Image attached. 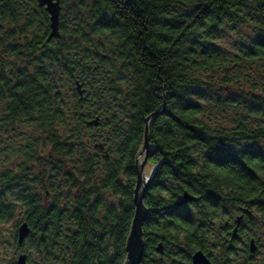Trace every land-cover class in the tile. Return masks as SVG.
Instances as JSON below:
<instances>
[{
    "label": "trees",
    "instance_id": "16d2710c",
    "mask_svg": "<svg viewBox=\"0 0 264 264\" xmlns=\"http://www.w3.org/2000/svg\"><path fill=\"white\" fill-rule=\"evenodd\" d=\"M13 1L0 2V110L15 114L0 129L2 223L25 209L31 232L21 246L16 222L4 247L2 226V264L17 250L27 264H126L147 126L160 163L147 206L193 178L263 197L264 0H75L84 27L41 52L43 31ZM248 24L255 37L231 59L216 40ZM233 151L245 154L237 169L209 155Z\"/></svg>",
    "mask_w": 264,
    "mask_h": 264
},
{
    "label": "flooded vegetation",
    "instance_id": "af4514ba",
    "mask_svg": "<svg viewBox=\"0 0 264 264\" xmlns=\"http://www.w3.org/2000/svg\"><path fill=\"white\" fill-rule=\"evenodd\" d=\"M2 1L0 0V2ZM51 1L59 4L61 38L67 29L68 9L72 7L75 0ZM13 2L23 6L35 21L36 24L31 26L33 31L36 29L43 31L45 39L31 42L39 47L40 52L47 45L60 40L59 38L48 39L52 32V24L47 5H41L39 0H15ZM103 56L105 57V55ZM85 91L83 90L82 97H84ZM14 122L15 114H9L4 107H1L0 129L3 128L4 131H7L6 126ZM94 135L101 136L99 132H95ZM3 141V138L0 139V142L3 143ZM209 155L216 156V159L219 158V160L221 157H225L223 167L225 171L227 167L237 169L242 164L245 154L233 151L214 152ZM146 157L145 154L137 157L136 166L141 165ZM151 161L149 155L145 164V177L148 184L143 197V205L148 210V214L142 227L145 251L141 264H194V258L198 253H202V260L205 264H264V195L262 198L256 197L246 202L237 196L235 198L234 195H229V193L219 194L208 191L209 185L198 183L193 178L187 184H178L180 193L175 198L168 199L169 192H162L156 201V207H149L147 202L150 196H153L149 188V179L160 166V163L153 164ZM194 164L202 163L196 161ZM17 165L16 170L20 163ZM148 166H153V169L149 175H146ZM4 168V166L1 167L0 172H3ZM171 186L176 188L177 185ZM3 191L4 189L0 185V264L3 262L1 237ZM186 192L193 197V200L180 205ZM43 199L46 208L50 210L49 191L43 195ZM27 218V211L20 210L16 222L19 225V222H26ZM25 243L21 246H24ZM24 253L27 252L17 250V256L14 259L17 260Z\"/></svg>",
    "mask_w": 264,
    "mask_h": 264
},
{
    "label": "water",
    "instance_id": "95a60500",
    "mask_svg": "<svg viewBox=\"0 0 264 264\" xmlns=\"http://www.w3.org/2000/svg\"><path fill=\"white\" fill-rule=\"evenodd\" d=\"M41 5H47V10L51 15V24H52V32L49 36V40H52L53 38H60V30H59V16H60V8L59 4L53 3L50 0H39ZM77 90L79 91V94L81 95V99L83 96V90L82 85L77 84ZM150 117L147 119V123L149 122ZM99 124V119H95L91 122H89V125L97 126ZM148 133L149 129L148 126L146 128V140L144 148L141 151V154H144L146 152L147 157L144 160V162L141 165L137 166V174H138V182H137V188L135 190V203H136V214L135 218L131 227V233L129 235L128 241H127V261L126 264H141L145 246L143 243V233H142V227L143 223L145 222L148 214V210L143 205V197L145 196L146 192V185L148 182H146L145 177V164L148 159V155L150 152V145H149V139H148ZM153 166H148L147 168V174L149 175L152 171ZM151 178L149 179V181ZM189 200H193V197L189 195V193H185L183 196L182 201L180 202V205H182L185 202H188ZM31 229L29 228L27 223H23L18 232V240L19 243L22 244L28 235L30 234ZM202 253L196 254L194 258V264H205L202 260ZM17 264H27V255L22 254L17 259Z\"/></svg>",
    "mask_w": 264,
    "mask_h": 264
},
{
    "label": "rangeland",
    "instance_id": "374dc122",
    "mask_svg": "<svg viewBox=\"0 0 264 264\" xmlns=\"http://www.w3.org/2000/svg\"><path fill=\"white\" fill-rule=\"evenodd\" d=\"M88 15V13H87ZM67 27L69 29V32L67 34V36L69 37V34L74 31V29H77L78 27H84V23H83V19L81 17V15H79L78 17H74L73 14L68 13L67 15V21H66ZM79 24V25H78ZM70 25V27H69ZM254 32L252 30V27H250V25L248 24V26H243L241 28H239L238 30H230V29H226L221 33V36L217 41V43L221 46V49L232 59L235 56H237V54H239V52L243 51V49L246 47L245 45H247V40H251L253 37H255ZM111 35L108 34L107 32L104 33V35L100 38H98L96 36V40L100 41V40H107L108 38H110ZM117 77L120 76L116 75ZM123 87H126V83L123 85ZM15 142H19V140H14ZM6 144L9 145V142L7 141V143H2L0 142V148H4L3 146H6ZM262 147H264V144H261ZM41 156H43V152L41 151ZM18 211H16V215L14 217L13 220H11L10 222L4 223L3 224V240H4V247H5V242H10V234L12 233L16 221H17V215H18ZM5 252V249H4Z\"/></svg>",
    "mask_w": 264,
    "mask_h": 264
}]
</instances>
